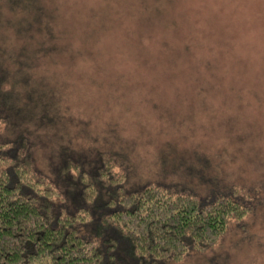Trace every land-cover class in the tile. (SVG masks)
<instances>
[{
  "label": "rangeland",
  "instance_id": "obj_1",
  "mask_svg": "<svg viewBox=\"0 0 264 264\" xmlns=\"http://www.w3.org/2000/svg\"><path fill=\"white\" fill-rule=\"evenodd\" d=\"M3 19L9 40L20 39L15 22L53 46L61 109L87 120L69 126L73 145L124 141L129 163L112 173L125 186L153 182L202 201L234 188L248 206L205 250L159 264H264V0H0ZM45 151L35 149L40 165ZM63 192L59 207L77 203L100 222L102 193L88 204Z\"/></svg>",
  "mask_w": 264,
  "mask_h": 264
},
{
  "label": "trees",
  "instance_id": "obj_2",
  "mask_svg": "<svg viewBox=\"0 0 264 264\" xmlns=\"http://www.w3.org/2000/svg\"><path fill=\"white\" fill-rule=\"evenodd\" d=\"M11 24L16 42L5 37L9 23L0 20V264H159L205 250L230 218L247 214L234 188L206 201L153 182L129 189L124 172L112 173L129 163L119 137L108 143L91 135L73 145L69 126L85 128L87 120L61 109L64 83L48 61L53 46L21 36L18 23ZM36 56L47 61L35 65ZM40 147L46 149L43 165L35 159ZM82 166L99 177L101 189ZM78 177L84 182L77 187ZM61 191L88 204L102 193L100 222L77 203L59 207Z\"/></svg>",
  "mask_w": 264,
  "mask_h": 264
}]
</instances>
